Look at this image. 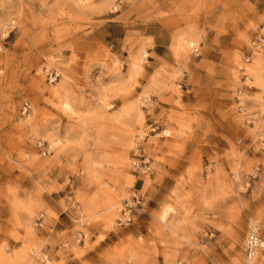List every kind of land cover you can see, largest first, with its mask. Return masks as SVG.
Here are the masks:
<instances>
[{
	"label": "rangeland",
	"instance_id": "374dc122",
	"mask_svg": "<svg viewBox=\"0 0 264 264\" xmlns=\"http://www.w3.org/2000/svg\"><path fill=\"white\" fill-rule=\"evenodd\" d=\"M262 28L264 0H0V264H240L250 219L264 243Z\"/></svg>",
	"mask_w": 264,
	"mask_h": 264
},
{
	"label": "built area",
	"instance_id": "2783aa9c",
	"mask_svg": "<svg viewBox=\"0 0 264 264\" xmlns=\"http://www.w3.org/2000/svg\"><path fill=\"white\" fill-rule=\"evenodd\" d=\"M263 42L264 28L259 30V33L252 45L253 47H255V49H260L262 47ZM260 118L262 122H264V109H262L261 111ZM132 166L136 170H140L142 172H145L147 170L145 162H143V164L141 165L137 163H132ZM138 204L139 200L136 197H133L131 202L126 201L121 205V208L119 210V216L116 220L118 227L127 226L133 221V216ZM260 229L261 224L257 220L250 219L247 222L246 234L242 247L243 259L240 264H254L256 255L262 246L260 238Z\"/></svg>",
	"mask_w": 264,
	"mask_h": 264
},
{
	"label": "bare ground",
	"instance_id": "6f19581e",
	"mask_svg": "<svg viewBox=\"0 0 264 264\" xmlns=\"http://www.w3.org/2000/svg\"><path fill=\"white\" fill-rule=\"evenodd\" d=\"M255 79H256V81H258L261 84L263 82L264 77L261 74H256ZM262 88L263 87H261V89ZM259 128H260V126L257 127V130H259ZM262 247H264V243H262Z\"/></svg>",
	"mask_w": 264,
	"mask_h": 264
}]
</instances>
